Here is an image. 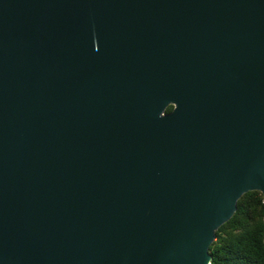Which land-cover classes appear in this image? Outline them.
Returning <instances> with one entry per match:
<instances>
[{
    "label": "water",
    "instance_id": "95a60500",
    "mask_svg": "<svg viewBox=\"0 0 264 264\" xmlns=\"http://www.w3.org/2000/svg\"><path fill=\"white\" fill-rule=\"evenodd\" d=\"M253 191L264 0H0V264H211Z\"/></svg>",
    "mask_w": 264,
    "mask_h": 264
},
{
    "label": "trees",
    "instance_id": "16d2710c",
    "mask_svg": "<svg viewBox=\"0 0 264 264\" xmlns=\"http://www.w3.org/2000/svg\"><path fill=\"white\" fill-rule=\"evenodd\" d=\"M170 106L166 113H171ZM211 264H264V197L253 191L238 202L233 218L216 233Z\"/></svg>",
    "mask_w": 264,
    "mask_h": 264
},
{
    "label": "flooded vegetation",
    "instance_id": "af4514ba",
    "mask_svg": "<svg viewBox=\"0 0 264 264\" xmlns=\"http://www.w3.org/2000/svg\"><path fill=\"white\" fill-rule=\"evenodd\" d=\"M217 66V92L219 103L222 107L232 109L235 101L240 103L242 69V64L240 62V51H238V59L236 64V59L233 52L224 55V51L220 50L217 58Z\"/></svg>",
    "mask_w": 264,
    "mask_h": 264
}]
</instances>
